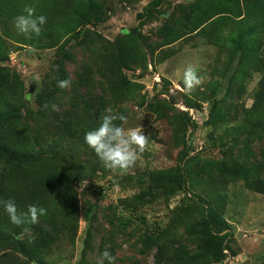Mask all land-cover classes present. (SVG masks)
Listing matches in <instances>:
<instances>
[{
    "label": "rangeland",
    "instance_id": "1",
    "mask_svg": "<svg viewBox=\"0 0 264 264\" xmlns=\"http://www.w3.org/2000/svg\"><path fill=\"white\" fill-rule=\"evenodd\" d=\"M148 2L88 0L80 15L61 18L69 25L64 50L67 92L77 98L74 120L94 129L110 107L128 116L126 127H142L148 145L126 172L105 168L82 140L75 145L83 172L74 186L76 231L72 239L63 234L45 246L33 264H101L105 249L116 264H264V113L251 111L264 76L261 62L247 65L234 48L237 18L224 0H164L134 31ZM257 34L246 38L260 43L264 60V38ZM8 42L4 64L20 77L27 108L35 113L36 95L55 75L56 46L32 44L28 36ZM113 57L120 60L111 64ZM189 64L203 78L191 94L181 78ZM59 97V106L35 117L41 139L42 129L56 122L54 110L68 99ZM206 214L230 228L219 261L201 236ZM24 236L34 237L30 231ZM7 254L28 263L22 254Z\"/></svg>",
    "mask_w": 264,
    "mask_h": 264
},
{
    "label": "trees",
    "instance_id": "2",
    "mask_svg": "<svg viewBox=\"0 0 264 264\" xmlns=\"http://www.w3.org/2000/svg\"><path fill=\"white\" fill-rule=\"evenodd\" d=\"M87 1L0 0V200L11 199L18 210L24 212L30 204H37L47 210V214L39 218V223L17 226L11 223L8 214L0 205V250H3L0 253V264H22L19 263L20 259L17 256L7 254L10 251L26 257L27 264L37 263L45 246L63 234L72 239L76 231L78 216L74 202V186L82 181L83 172L78 165L80 160L74 158L75 153L77 154L75 145L80 144L81 140L85 143L84 134L88 130L82 126L78 118L74 120L72 106L77 104L75 92L69 95L67 88L61 89L57 84L61 79H69L66 70L69 53L64 50V43L69 38V25L66 26L61 18L63 15L69 16V12L80 15ZM163 1L149 0L144 9L136 15L137 24L133 28L134 31L139 30L148 17H152ZM224 2L231 7L237 18L235 26L238 30L235 32L236 36L231 39L234 48L240 51L247 65L259 61L261 64L258 63V67L264 71V60L257 53L260 43L256 46L251 42L248 44L246 38V34L254 33L264 38V0ZM25 5L33 6L36 15H44L47 18L38 37L27 35L31 43L43 47L56 46L57 49V58L53 63L54 78L43 84L36 95L38 109L35 113L27 108L28 100L20 77L4 64L8 60L9 38L17 42L27 39V36L11 32L8 28L13 26L14 18L23 13ZM88 8L95 18H99V11L94 5ZM220 13L215 12L214 15ZM62 38L64 40L60 43L59 40ZM119 60L120 58L113 57L110 63L115 64ZM59 96H66L68 99L64 103V108L54 110L53 121L56 122L49 124L50 130L53 131L52 137L47 138L50 130L46 127L42 129L45 137L41 139L35 130L37 124L35 117L44 114L46 116L51 108L59 106L61 104ZM253 101L251 109L253 114L264 113V76ZM26 112L30 116H26ZM26 117H30L32 121L24 122ZM190 125L192 130L197 127L194 120L190 121ZM189 147V144L186 145L178 157L179 164ZM45 157L47 163L41 164L40 160ZM247 181L249 186L255 185V181ZM203 220L205 227L201 234L203 242L211 247L213 258L219 261L227 246L229 225L219 216L210 214H206ZM26 231H30L34 237L25 238ZM159 251L163 252L161 246Z\"/></svg>",
    "mask_w": 264,
    "mask_h": 264
},
{
    "label": "clouds",
    "instance_id": "3",
    "mask_svg": "<svg viewBox=\"0 0 264 264\" xmlns=\"http://www.w3.org/2000/svg\"><path fill=\"white\" fill-rule=\"evenodd\" d=\"M46 22V16L36 15L33 6L25 5L23 13L14 18L13 26L19 34L38 37ZM181 78L187 94H191L203 83L198 66L193 64H189L183 70ZM70 84L71 80L66 78L59 80L57 86L65 89ZM104 111L99 126L84 134V142L95 152L105 168L126 172L136 165L139 154L146 151L148 136L144 134L142 127H126L128 116L115 112L110 107ZM0 205L8 214L11 223L17 226L25 223L37 224L39 218L47 214V210L37 204L28 205L26 212L20 211L11 199L0 200ZM101 255L103 257L101 264L103 261H107V264H116L117 257L109 250L105 249Z\"/></svg>",
    "mask_w": 264,
    "mask_h": 264
}]
</instances>
